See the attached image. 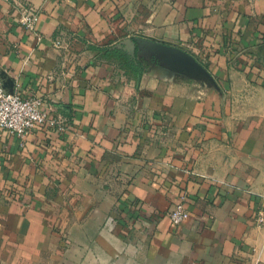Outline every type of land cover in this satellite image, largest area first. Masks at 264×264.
Wrapping results in <instances>:
<instances>
[{"label": "crops", "instance_id": "1", "mask_svg": "<svg viewBox=\"0 0 264 264\" xmlns=\"http://www.w3.org/2000/svg\"><path fill=\"white\" fill-rule=\"evenodd\" d=\"M28 1L0 76L55 124L0 131V264H264V0Z\"/></svg>", "mask_w": 264, "mask_h": 264}, {"label": "built area", "instance_id": "2", "mask_svg": "<svg viewBox=\"0 0 264 264\" xmlns=\"http://www.w3.org/2000/svg\"><path fill=\"white\" fill-rule=\"evenodd\" d=\"M20 8V22L30 30H36L41 11L28 0H13ZM59 43L60 40H57ZM55 120L48 118L43 109V100L36 96L23 95L19 90H8L0 76V131L16 137L28 134L39 123ZM187 196L183 195L170 210L169 216L175 225L184 223L191 216ZM257 224H264V205L255 216Z\"/></svg>", "mask_w": 264, "mask_h": 264}, {"label": "trees", "instance_id": "3", "mask_svg": "<svg viewBox=\"0 0 264 264\" xmlns=\"http://www.w3.org/2000/svg\"><path fill=\"white\" fill-rule=\"evenodd\" d=\"M127 62H129V66L132 67V69H134V71H136V73L141 76L145 70V67L138 63V61H136L134 58H128L127 57Z\"/></svg>", "mask_w": 264, "mask_h": 264}, {"label": "water", "instance_id": "4", "mask_svg": "<svg viewBox=\"0 0 264 264\" xmlns=\"http://www.w3.org/2000/svg\"><path fill=\"white\" fill-rule=\"evenodd\" d=\"M179 52H180L182 55H184L185 57H188L189 59H193V60H195V58L193 57V55H192L191 53H189V52H187V51H184V50H182V49H180Z\"/></svg>", "mask_w": 264, "mask_h": 264}]
</instances>
